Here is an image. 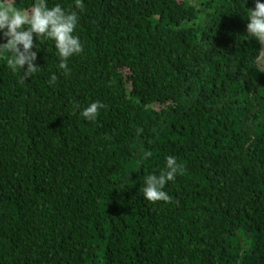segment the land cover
<instances>
[{
  "label": "trees",
  "instance_id": "trees-1",
  "mask_svg": "<svg viewBox=\"0 0 264 264\" xmlns=\"http://www.w3.org/2000/svg\"><path fill=\"white\" fill-rule=\"evenodd\" d=\"M83 5L70 74L50 39L34 37L41 69L26 81L0 56V264H264L254 0ZM168 156L186 171L164 188L171 202L151 203L143 178Z\"/></svg>",
  "mask_w": 264,
  "mask_h": 264
},
{
  "label": "clouds",
  "instance_id": "clouds-1",
  "mask_svg": "<svg viewBox=\"0 0 264 264\" xmlns=\"http://www.w3.org/2000/svg\"><path fill=\"white\" fill-rule=\"evenodd\" d=\"M75 10L65 11L60 4L48 6L47 0H34L30 8L21 9L16 6V0H0V56L7 55V66L15 72L22 70V80L26 81L41 69L36 64L37 45L34 37L39 40L50 39L54 42L59 54L58 68L64 75L70 74L69 58L83 52L80 38L74 35L78 24V10L84 7L83 0H74ZM254 9L248 10L246 30L248 36L254 38L260 45H264V3L254 0ZM36 47L37 51L32 49ZM26 66V69H25ZM58 77L52 74L49 84H55ZM106 105L96 101L87 106L81 115L89 121H95L99 110ZM142 130L137 129V134ZM143 157H151V152H145ZM186 169L177 163L174 156L165 160V168L156 174H149L143 178L144 198L156 203L171 202V197L164 188L170 181L176 179L177 174H184Z\"/></svg>",
  "mask_w": 264,
  "mask_h": 264
}]
</instances>
